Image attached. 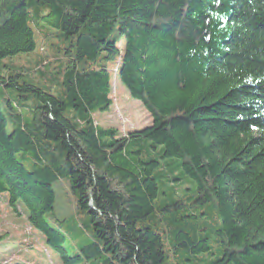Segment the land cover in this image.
Returning <instances> with one entry per match:
<instances>
[{
  "label": "trees",
  "instance_id": "trees-1",
  "mask_svg": "<svg viewBox=\"0 0 264 264\" xmlns=\"http://www.w3.org/2000/svg\"><path fill=\"white\" fill-rule=\"evenodd\" d=\"M2 203L61 264H264V0H0Z\"/></svg>",
  "mask_w": 264,
  "mask_h": 264
},
{
  "label": "rangeland",
  "instance_id": "rangeland-1",
  "mask_svg": "<svg viewBox=\"0 0 264 264\" xmlns=\"http://www.w3.org/2000/svg\"><path fill=\"white\" fill-rule=\"evenodd\" d=\"M4 62L7 63V60ZM112 97L113 105L109 110L94 116L100 127L125 134L151 125L148 112L140 102L130 97L119 81L113 84ZM8 98L15 105L14 95H8ZM71 226L73 224H65L60 230L67 231ZM67 234L64 247L70 255H74L81 246V237L72 229ZM0 264H61L59 255L46 245L40 233L28 226L22 214L16 215L4 203L0 211Z\"/></svg>",
  "mask_w": 264,
  "mask_h": 264
}]
</instances>
